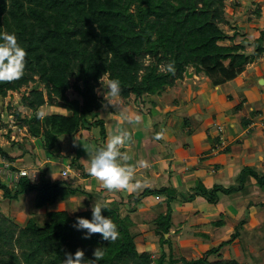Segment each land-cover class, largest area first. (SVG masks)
Listing matches in <instances>:
<instances>
[{
	"label": "trees",
	"instance_id": "trees-1",
	"mask_svg": "<svg viewBox=\"0 0 264 264\" xmlns=\"http://www.w3.org/2000/svg\"><path fill=\"white\" fill-rule=\"evenodd\" d=\"M225 7V0H0V32H15L26 50L24 75L12 81H0V99L9 92L31 86L22 95L20 105L32 116L22 117L19 111H14L13 116L47 152L59 149L60 137L72 138L94 126L99 128L100 139L104 140L103 121H89L103 108V101L97 95L103 77L118 78L121 98L128 100L133 96L144 105L182 80L190 68L196 76L207 78L213 87L221 86L236 79L264 53V34L251 42L253 51L247 54L243 42H234L236 33L225 32L223 27L229 25ZM169 60L175 62L174 74L163 70ZM69 91L77 98L69 99ZM45 105L57 106L65 114L51 113L38 119L39 109ZM243 123L248 122L243 120ZM17 150L19 156H10ZM27 151L23 146L0 148V159L16 163L24 160ZM69 163V169L79 178L92 177L79 160L71 158ZM250 179L264 191V172L243 168L234 184L214 185L211 189L201 187L196 195L216 204L219 194L226 197L245 194ZM0 192L8 200L33 193L35 210L66 202L77 195L88 198L85 205L92 200L105 202L103 192H88L83 185L69 180L52 181L46 171L38 175L36 184L20 177L16 184L7 186L0 179ZM149 196H164L168 203L173 201L175 190L146 188L141 194L129 196L127 202L138 204ZM104 204L106 209H102V215L109 216L120 233L116 241L109 243L99 233L84 239L86 230L73 227L77 217L90 219L91 209L85 208L72 216L65 209L51 210L45 213L41 223L32 214L23 227H18L13 219L0 216V264H61L65 253L74 254L77 249L92 259L96 247L105 249L99 264H240L235 259L222 260L220 251L238 237L245 220L238 223L227 241L200 257L175 258L172 242L164 238L171 229L168 206L166 214L151 222L159 245L167 246L168 251L153 258L137 250L138 234L129 215L122 213L124 202ZM250 207H257L264 214V204L249 203L246 208ZM213 225L220 226L221 221Z\"/></svg>",
	"mask_w": 264,
	"mask_h": 264
},
{
	"label": "crops",
	"instance_id": "crops-1",
	"mask_svg": "<svg viewBox=\"0 0 264 264\" xmlns=\"http://www.w3.org/2000/svg\"><path fill=\"white\" fill-rule=\"evenodd\" d=\"M257 80H259L260 84H264L263 77H259ZM251 88L256 93L255 102L249 100V94H244V98L239 96L237 106L234 107L235 109L231 113L228 106L230 104L225 105L224 101L226 100L221 99L223 94L222 90L220 91V101L218 100L217 103L224 110L223 118L221 114L219 117L222 118L221 121H229L224 126L225 128L221 127L220 131H218V127H215L213 130L210 127L208 128L207 124L214 123L215 119L209 120L206 118L205 112H198L200 115L203 114L204 118L200 117V120L197 121L194 118L195 115L191 114H197L196 109H187L185 114L189 118H183L187 124L181 127V131L184 135H189L190 143L184 138L175 140V136L172 133L181 122V117H175L176 112L180 111L178 108L173 107L163 112L165 104L158 101L159 97L151 98V102H154L153 106L148 101L144 105L140 104L146 107L144 113L149 114L150 112L151 117L154 119L151 120L152 122H146L142 118L143 120L141 119L139 123H131L133 125L132 129L128 128L132 133L129 146L124 147L121 145L120 147L122 153L121 163L125 166H134L133 183L139 182V187L130 191H108L96 178H75L69 169L70 179H74V183L83 185L87 190L95 191L97 189V192L100 190V192L105 194L103 196L105 202L123 201L124 207L122 208V213L123 215H129L134 224L133 230L138 234L136 235L137 250L139 252H147L155 258H158L162 251L167 252L168 249L167 246L161 247L159 245V237L154 235L153 230L150 229L151 222L159 215L166 214L168 206L170 208L171 229L168 235H164V238L170 239L172 242V253L176 258L183 257L189 260L200 257L205 251L227 241L235 232L238 223L241 220H245V223L242 225L244 228L241 227L239 229L238 237L232 243L225 245L220 251L222 260L235 259L237 261L232 250L235 242L243 244L242 234L249 230L247 228L249 227V213H253H251V217L255 221L256 229L262 227L264 223V214L257 207H250L248 209L246 207L249 203L264 204V194L258 192L259 189L253 179H250L247 184L245 194L237 193L227 197L219 194L216 204H210L205 198L196 194L201 187L211 189L214 185L228 187L234 184L243 168H252L258 172H264V109L261 106L263 101L262 95L257 94L258 92L255 91L254 86ZM231 96L229 95L228 97ZM239 104H241V107L237 108ZM156 107L162 108V113L166 115L164 118L161 119L158 116L159 114L153 115L150 108ZM205 109H209L208 106ZM224 111L227 113H224ZM96 114L97 112L94 115ZM136 114L139 115V113L133 115ZM140 116L142 117L141 114ZM254 117L256 121L253 120ZM243 120L248 122L247 125H244ZM102 121L106 137L104 142L100 144V147H103L109 136L117 130L125 132V126L127 125V122L118 124V121L114 119L111 120L112 125H108L104 120ZM129 131L125 133L128 134ZM78 135L81 134L79 133ZM64 137L66 136L60 137L59 141ZM157 137L167 143H156L155 139ZM174 142L177 146L172 149L169 144ZM221 142L224 145L222 151L227 150V153L217 155L218 150L215 151L214 148H217ZM79 144L81 146L80 142ZM82 145H84V142H82ZM82 151H84L83 156L88 152L86 148L81 149L80 152ZM42 152L46 157L42 158L41 156L34 155L35 153L32 154L31 161L33 164L31 165H26V163L20 166L17 162L13 163V165L16 168L30 169L38 175L43 171L48 172V164L58 166L60 168L58 177L55 176L57 178L54 179L53 174L49 172L48 177L52 181H62L60 173L69 165L62 162L59 163L60 156L54 153L45 150ZM17 154L14 153L13 156H17ZM123 157H127V159ZM140 160L147 161L150 166L147 168L140 167L138 163ZM91 185L93 186L91 187ZM146 188L153 190L170 188L175 190V197L172 202L168 203L164 196H149L143 198L137 205H134L132 201L130 203L127 202L129 196L141 194ZM252 190L256 191V193ZM73 200L74 198L63 203L70 205ZM217 221H221L220 226L213 225ZM230 224L233 225L230 227ZM229 227L232 229V232L227 234V228ZM218 232H221L222 235L218 234ZM224 250L231 255L230 258L224 257ZM211 260L217 259L213 258Z\"/></svg>",
	"mask_w": 264,
	"mask_h": 264
},
{
	"label": "rangeland",
	"instance_id": "rangeland-1",
	"mask_svg": "<svg viewBox=\"0 0 264 264\" xmlns=\"http://www.w3.org/2000/svg\"><path fill=\"white\" fill-rule=\"evenodd\" d=\"M225 2H226L225 17L228 20L229 25L224 26L223 29L229 35L235 32L236 37L234 42L235 43L243 42L245 53L251 54L253 51L251 42L258 39L261 36V34H264V0H225ZM223 44H229V42H224ZM262 45L264 46V41ZM188 72L192 75L191 77L184 76L182 80H177L173 87L169 88L165 93H163L158 98V101L163 102L165 104L164 111L162 110L161 107L150 108V110L153 112V115L159 114L158 116L161 119L164 118V116H166L165 113L164 114L162 113V111L165 112L166 110H170L173 107L178 108V110H180L175 114L176 118L181 117L180 118L181 122L179 126L176 129H174L172 132L173 135L175 136V140H181L184 138L188 143H190L189 135L187 134L184 135V133L181 131V127H184L187 124V122H185L186 120H184L183 118H187V119L189 118L185 114L186 113L185 111L190 108H193L192 110L196 109L197 114L195 113H191V114L195 115L192 116H194V118L197 121L200 120V117L203 119L204 115L209 120L215 119L214 123L212 122L207 124L208 128L210 127L211 130L215 129V127H218V131H220L221 127H224L229 123V121L227 120H223L224 122L221 121V119L223 118L222 115L224 108L223 107L220 108L217 103L218 100L220 101L221 90L223 94L221 96V99L226 100L224 101L226 106L227 104H230L228 105L230 108L229 110L230 113L233 112L235 109L234 107L237 106V103L239 101V96H242V98H244L245 97L244 94H249V100L251 102H255L256 93L252 90L251 88L252 86H254L255 91L258 92L257 94H260V96L262 95L261 97L263 104H261V106L264 109V84L262 83L260 84L259 80H257L259 77L264 78V53L259 57H257L252 63L248 64L245 67L243 73L240 74L236 79L223 84L221 88L220 86L213 87L209 82V80L205 78L203 75L196 76L191 68L188 69ZM106 81H107V77L105 76L102 78L101 83L97 89V95L103 101V109L102 111L97 112V114L94 115L93 117H90L89 121L102 119L108 125H112L111 120L114 119L117 120L119 124L126 122L120 118L121 113H127L129 115L139 113V115L141 114L142 118L146 120V122H152L151 120L154 118L151 117L152 115H150V112L149 114L144 113L146 107L141 106L137 101H135L133 96H131L128 100H124L120 98V101L118 103L111 101L107 95L106 89L104 94L103 88H105ZM30 88L31 86H29L27 89L22 88L19 92H9L4 99H0V116L2 119V127L0 129V148L7 149L8 147L11 146H14V148L18 146L19 147L23 146L24 149L26 148V150L28 151L24 157V160H19L17 162L18 165L21 166L24 163H26V161H27L26 165L33 164L31 159L33 157L32 154L34 153H35L34 155L36 156H41L42 158L46 157V155H44V153L42 152L43 150L41 148L40 142L36 139H31L27 134L26 129L20 127L18 121H16L13 116L14 111H19L22 117L30 118L32 116V113L29 110H26L20 105V100L22 98V95L25 92H28ZM67 95L69 99L77 98V95L72 91H69ZM229 95L230 96L234 95V96L228 97ZM229 99H231V101H229ZM207 106L209 109H205V107ZM200 111H202L203 113L205 112V114L204 115L198 114V112ZM225 111L224 113H227ZM39 112H44L45 115L51 113L65 114V111L63 109L58 108L57 106H49V105H45L41 107L39 109ZM191 114L189 113V115ZM220 114L222 118L219 117ZM253 120L256 121L255 117ZM132 127L133 125L127 122V125L125 126V132L129 131L128 128L131 130ZM159 132L162 133L163 131H159ZM79 133L81 135L77 134L72 138H68V137L61 138L59 141V149H56L53 153L60 156L59 157L60 162L58 161L59 163L62 162L69 165L71 158L77 159L87 171L89 168V162L92 155L94 154L95 150L100 147V144L104 142V140L100 139L99 128L95 126L92 127L89 131L84 130L83 132L80 131ZM159 139L156 138L155 142L159 144L167 143ZM79 142L81 143V146ZM82 142H84V145H82ZM129 143L130 141L128 142V146ZM128 146H124V147H128ZM169 146L172 149H174L177 145L174 142V143H170ZM85 148L88 150V152L85 154V156H83L84 151L82 152L80 151L81 149H85ZM223 148L224 145L219 144L217 148H214V150L215 151L218 150L217 155L218 154L220 155L223 154L222 151ZM29 149H31L33 153L31 152V150L29 151ZM18 151L19 150L15 152H11L10 156H13L14 153L15 154L18 153L17 155L19 156L20 152ZM53 156L55 157V155ZM47 166H48V172L53 174L54 179L57 178L58 171L60 168L58 166H53L51 164H48ZM72 174H74L73 171ZM70 176L67 178V180H69V182H73L74 179L71 180ZM74 176L75 178H79L78 175L74 174ZM0 177L3 178V175L1 173H0ZM1 181L7 183V180L5 179L3 180L1 179ZM92 186L93 185H91V187ZM259 190L258 192L260 194L261 193L264 194L263 190L261 189ZM87 191L97 193L98 190L96 189L95 191L92 190H87ZM253 192L256 193V191ZM33 197L34 194L31 193L19 197L18 200H8V199H3L0 192L1 218L13 219L14 223L18 227H23L27 219L31 217L32 214L37 219V221L41 223L45 219V213L48 211L65 209L72 216L73 214L80 212L85 208L91 209V206L94 203V200H92L90 204L85 205L88 198L85 196L77 195L76 197H74V200L70 205H68V203L60 202L54 206L47 207L46 209L35 210L32 206ZM103 203H108V202H103ZM133 204L135 205V203ZM79 205L81 206L77 208V206ZM251 210L254 211L253 209ZM251 213L252 212L249 213V221H248L249 227H247L249 228V230L247 232H243L242 234L243 244L241 245L235 242L232 252L233 254H235L234 257H236L237 261L240 264H264V223L262 227H258V229H256L255 221L251 217L253 213L252 214ZM233 224H230V227ZM230 227L227 228L228 230L227 234H230L232 232V229ZM221 232H218V234L222 235ZM17 251L18 250L16 249L15 252ZM230 256L231 255H229V253L226 250H224V257L230 258ZM152 257L155 258L154 256Z\"/></svg>",
	"mask_w": 264,
	"mask_h": 264
},
{
	"label": "clouds",
	"instance_id": "clouds-1",
	"mask_svg": "<svg viewBox=\"0 0 264 264\" xmlns=\"http://www.w3.org/2000/svg\"><path fill=\"white\" fill-rule=\"evenodd\" d=\"M26 50L17 40L15 32H0V81H12L21 78L25 73ZM163 70L174 74L175 62L169 60L163 66ZM104 89L107 91L109 99L118 103L121 98V81L118 78L107 79ZM45 113L39 112L38 119L44 118ZM120 118L129 124L139 123L142 117L138 114L129 115L121 113ZM127 134L117 130L111 134L103 147H99L92 155L88 172L101 182L108 191H130L139 187V182L133 183L134 166H125L121 163V145L126 141ZM159 139V137H157ZM127 159V157H123ZM140 167L147 168L150 165L145 160H140ZM81 205L77 206L80 207ZM76 208V209H77ZM102 209H106L103 202L94 203L91 206V217H77L73 227L76 230H86L83 238L88 239L94 233H99L104 241L114 242L119 238L117 224L109 217L102 215ZM105 256L104 247H96L92 252V259L86 258L84 252L77 249L74 254L65 253V259L61 264H99Z\"/></svg>",
	"mask_w": 264,
	"mask_h": 264
},
{
	"label": "built area",
	"instance_id": "built-area-1",
	"mask_svg": "<svg viewBox=\"0 0 264 264\" xmlns=\"http://www.w3.org/2000/svg\"><path fill=\"white\" fill-rule=\"evenodd\" d=\"M220 144H223L222 142ZM0 173L3 175L2 180H7V183L2 182L7 186H13L16 184L20 177L27 178L30 182L36 184L38 182V174L30 169L16 168L13 163L0 159ZM62 180H67L70 176L69 166L60 173Z\"/></svg>",
	"mask_w": 264,
	"mask_h": 264
},
{
	"label": "water",
	"instance_id": "water-1",
	"mask_svg": "<svg viewBox=\"0 0 264 264\" xmlns=\"http://www.w3.org/2000/svg\"><path fill=\"white\" fill-rule=\"evenodd\" d=\"M185 76L186 77H191L192 75L188 72V70L185 72ZM131 135L132 133L129 131L128 134H127V138H126V141L125 143L123 144V146H128V142L130 141V138H131Z\"/></svg>",
	"mask_w": 264,
	"mask_h": 264
}]
</instances>
